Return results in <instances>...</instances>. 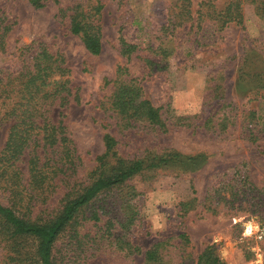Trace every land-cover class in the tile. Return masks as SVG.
<instances>
[{
  "label": "rangeland",
  "instance_id": "374dc122",
  "mask_svg": "<svg viewBox=\"0 0 264 264\" xmlns=\"http://www.w3.org/2000/svg\"><path fill=\"white\" fill-rule=\"evenodd\" d=\"M229 1L43 0L42 8L33 9L27 0H0V33L11 25L0 67H14L19 48L41 43L62 56L68 70L77 100L62 109L54 104L48 118L53 124L59 111L64 115L74 151L71 185L83 187L98 176L103 133L115 142L105 175L119 164H142L140 172L79 211L54 241V264H143L141 253L156 242L165 243L161 264H194L205 246L225 264H255L258 258L264 264V233L258 228L264 204L238 201L234 190L219 183L244 174L256 190L247 199L264 195V0H237L240 24L226 20L234 15L232 8L226 13ZM76 4L90 14L100 7L98 55L88 54L70 34L69 13L58 15V8ZM119 38L134 46L128 57L119 53ZM118 68L124 72L117 74ZM126 80H134L141 96L159 108L158 126L143 120L126 124L104 110L113 82ZM9 127L10 122L0 125V151ZM27 152L12 165L22 173L23 186ZM171 154L193 162L170 161ZM159 161L157 168H146ZM11 162L2 159L0 167ZM57 180L32 191L29 208L18 213L29 221L54 218L65 193ZM191 198V208L178 216V204ZM0 202L6 205L1 191ZM93 212L97 221L89 218ZM250 223L258 230L245 237ZM180 233L188 239L182 247ZM33 251L31 239L0 237V264H39Z\"/></svg>",
  "mask_w": 264,
  "mask_h": 264
},
{
  "label": "trees",
  "instance_id": "16d2710c",
  "mask_svg": "<svg viewBox=\"0 0 264 264\" xmlns=\"http://www.w3.org/2000/svg\"><path fill=\"white\" fill-rule=\"evenodd\" d=\"M27 2L33 9L44 6L43 0H27ZM99 8V6L94 8L95 14L98 13ZM231 8L234 15L227 14L225 16L227 22L233 21L240 24L241 17L236 12L237 0L229 1L226 13ZM57 12L61 19L69 13L67 17L70 34L79 38L88 54L98 55L101 45L95 14L82 12L79 4L71 8H58ZM10 27V23H7L1 28L0 53L3 52V39ZM133 49L134 46L119 38L120 55L128 57ZM17 52V63L14 67H0V125L10 122L6 141L0 151V161L2 159L12 161L7 163L5 168L0 167V191L4 194L6 201V205L0 202V237L8 241L31 239L34 242L33 254L36 261L39 264H54L51 253L54 241L66 226L75 221L79 211L89 205L101 192L122 185L140 172L142 164L140 161H133L121 167L119 164L114 172L105 175L103 172L106 166L105 160L113 156L115 142L110 135L103 133L101 137L103 153L96 158L95 171L98 176L83 187L77 186L75 182L71 185L72 176L68 173L73 170L74 151L71 141L65 136V127L62 123L64 115L59 111L58 121L53 124L48 118L49 110L54 104L58 109H62L69 100L74 102L77 100L76 93L69 87L68 70L64 60L60 55L50 54L41 43H30L19 48ZM144 63L146 67L152 69L151 61L145 60ZM119 71H121L120 68L116 70V73L118 74ZM113 84L116 87L108 97L107 109L104 110L110 111L120 120L124 119L126 124L130 120H143L152 126L160 124L159 108L153 107L141 96L140 88L134 80L114 81ZM39 147L41 154L37 152ZM24 150L28 151V158L27 178L23 186L22 173L12 165L18 161ZM181 158L190 164L193 162L190 158L179 157L177 154H171L168 160L182 162ZM160 164H162L160 161L156 164L150 163L146 168H157ZM9 167L12 168L10 172H8ZM55 179H58V187L65 193L62 207L54 218L41 222L29 221L18 213L17 210H21V207L25 208L24 210L29 208L33 197L32 191H39L51 185ZM219 183L220 187H227L231 192L234 190L238 201L254 205L255 200L261 205L264 204V195L261 198L249 195L251 197L247 199L246 195L256 193V190L244 174L242 179L231 180L226 177ZM75 188L77 191H74ZM194 202V198L180 202L178 216H183ZM239 207L240 203L235 208ZM89 218L97 221V213L93 212ZM258 218L262 219V217ZM237 225L234 224L233 227ZM258 228L264 233V220ZM178 239L179 247L185 246L188 242L184 233H180ZM164 246V242L152 244L141 253L142 263L161 264ZM194 264L225 263L214 254L212 246H205L197 255Z\"/></svg>",
  "mask_w": 264,
  "mask_h": 264
},
{
  "label": "clouds",
  "instance_id": "9594fccd",
  "mask_svg": "<svg viewBox=\"0 0 264 264\" xmlns=\"http://www.w3.org/2000/svg\"><path fill=\"white\" fill-rule=\"evenodd\" d=\"M258 230L256 227H254L253 224H248L246 226V231L244 232V236L245 237H250L254 231ZM255 264H260V259L258 258L257 261L255 262Z\"/></svg>",
  "mask_w": 264,
  "mask_h": 264
}]
</instances>
